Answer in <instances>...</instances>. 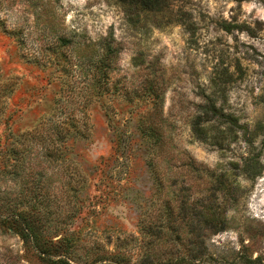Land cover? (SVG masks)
Listing matches in <instances>:
<instances>
[{
	"label": "rangeland",
	"instance_id": "374dc122",
	"mask_svg": "<svg viewBox=\"0 0 264 264\" xmlns=\"http://www.w3.org/2000/svg\"><path fill=\"white\" fill-rule=\"evenodd\" d=\"M263 139L264 0H0V264H264Z\"/></svg>",
	"mask_w": 264,
	"mask_h": 264
},
{
	"label": "trees",
	"instance_id": "16d2710c",
	"mask_svg": "<svg viewBox=\"0 0 264 264\" xmlns=\"http://www.w3.org/2000/svg\"><path fill=\"white\" fill-rule=\"evenodd\" d=\"M120 1L151 10L157 8L161 0H120ZM4 30L7 31L6 28H4ZM8 33L15 34L13 30H9ZM114 51L115 50L111 48V45L107 43L106 51L94 64V66H96V68H98L102 73V77L99 76V78L98 77L96 78L97 80H100V83L103 82V84H100L101 86H99L100 90L95 88L94 93L101 94L102 92L108 91L109 84H108L107 70L110 69L111 62L107 61V57L109 54H112ZM104 89L106 90L104 91ZM60 99L62 98L60 97L58 99V102H60L59 101ZM88 99H90V97L84 98V101H87ZM203 109H204V115L208 118H215V117L219 118L222 116V114L217 110V108L213 103L207 102L206 105L203 107ZM54 116L60 117L58 124L62 128V131L58 132L59 136L60 135L67 136L68 134L71 133H76L80 136H86L88 134V124H87L86 116L81 119L77 118L75 114L69 111H64L63 109H61V107L58 109V113ZM39 136L41 135L38 134L37 138H39Z\"/></svg>",
	"mask_w": 264,
	"mask_h": 264
}]
</instances>
